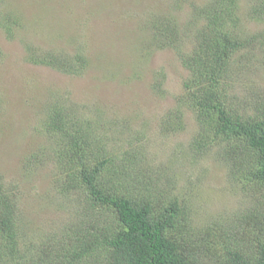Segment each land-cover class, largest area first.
Wrapping results in <instances>:
<instances>
[{
  "label": "trees",
  "instance_id": "1",
  "mask_svg": "<svg viewBox=\"0 0 264 264\" xmlns=\"http://www.w3.org/2000/svg\"><path fill=\"white\" fill-rule=\"evenodd\" d=\"M239 2H195L192 23L184 30L173 14L154 26L190 73L178 102L190 108L198 124L190 141L192 153L213 152L229 166L227 175L245 193L243 208L226 223L192 221L187 201L164 187L169 175L141 174L142 151L133 144L123 152L109 151L99 141L102 126L112 133L124 131L117 129L124 125L106 116L114 105L87 109L48 100L45 133L58 144L50 141L57 153L51 183L70 197L74 215L59 234L51 230L45 242L28 248L22 239L28 233L19 192L0 175V264H264V93L246 104L227 87L237 61L264 65V25L248 28L264 18V0H256L245 18L239 15ZM185 40L192 44L190 50ZM30 56L66 73L78 64L74 56L53 51ZM90 109L97 120L83 118ZM173 112L175 120L160 121L163 132L183 128L184 116ZM59 206L65 208L64 201Z\"/></svg>",
  "mask_w": 264,
  "mask_h": 264
},
{
  "label": "rangeland",
  "instance_id": "2",
  "mask_svg": "<svg viewBox=\"0 0 264 264\" xmlns=\"http://www.w3.org/2000/svg\"><path fill=\"white\" fill-rule=\"evenodd\" d=\"M202 1L0 0V175L19 192L28 233L22 239L28 248L45 242L51 230L59 234L74 215L70 197L51 183L57 153L50 141L58 144L45 133L48 100L90 108L114 105L106 116L124 125L117 128L124 131L112 133L102 126L99 141L109 151L123 152L132 144L142 151L141 174L169 175L164 187L187 201L192 221L226 223L243 208L245 193L227 175L229 166L213 152L192 153L190 141L198 124L190 108L178 102L190 73L154 26L173 14L184 30L192 23L195 2ZM239 3V15L245 18L256 0ZM261 19L248 28L261 29ZM188 40L186 50L192 45ZM50 51L74 56L78 64L73 72L31 59V53ZM227 87L238 101L250 104L253 96L264 93V65L237 61ZM174 110L184 116L183 128L163 132L160 121L175 120ZM86 115L90 121L99 116L93 109ZM93 150L99 154L98 148Z\"/></svg>",
  "mask_w": 264,
  "mask_h": 264
}]
</instances>
